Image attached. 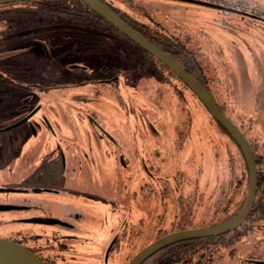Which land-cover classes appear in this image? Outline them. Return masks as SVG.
Here are the masks:
<instances>
[{"label":"rangeland","instance_id":"374dc122","mask_svg":"<svg viewBox=\"0 0 264 264\" xmlns=\"http://www.w3.org/2000/svg\"><path fill=\"white\" fill-rule=\"evenodd\" d=\"M106 1L148 34H155L154 40H179L192 51L191 62L196 61L199 66L193 69L198 80L207 83L217 103L251 138V144L254 140L264 141V17L219 8L207 4L211 3L209 0ZM249 1L264 16V0ZM61 2L64 3L51 8L2 10L4 18H12V27L6 33L10 35L5 36L8 40L0 43V155L9 156L17 148L22 154L29 149V141L19 147L18 142L14 146L10 139L14 134L25 133L24 125L4 128L37 103L43 108L34 118L47 113L57 129L63 116L72 117L66 120L75 122L76 117H87L91 110L96 111L101 126L112 133L109 141L106 137L76 134L72 142L86 155L83 157L89 165L86 186L97 196L85 208L73 209L78 208L79 215L68 218L77 224L81 234L91 239L82 241L81 246L88 248L82 253V263L99 264L111 235L120 233L124 227L125 236L109 254L106 264H127L140 249L164 232L181 229L184 222L192 223L193 227L211 225L233 212L244 191H248L249 174L245 157L232 135L192 89L164 64L155 62L145 49L107 20L80 14L77 10L82 6L81 0ZM75 4L77 8L73 7ZM8 23L0 22V27ZM55 30L71 32L73 38L98 39L94 40L96 44L87 45L89 49L84 54L82 50L77 54L73 49L65 51V45L47 46L44 36ZM63 34L59 32L61 37ZM107 43L113 46L109 57L123 69V77L130 75L129 83L125 79L111 97L88 94L86 102L73 98L82 89L66 88L62 90L67 96L63 100L58 92L33 93L21 86L25 77L33 80V72L52 59L67 72L72 63L88 61L94 66L98 60L93 56L100 55L101 45ZM173 48L185 63H191L189 55ZM27 59L38 63H28ZM21 60L26 62L25 66ZM135 70L143 72V76L134 79ZM100 84L98 88L103 91L104 85ZM66 100L72 109L64 110L66 114H63L61 104ZM126 106L131 114L129 118L124 116ZM68 125H62L61 131L73 134L79 131V127L73 129ZM82 128L89 129L88 125ZM94 129L103 131L98 126ZM48 143L43 149H50ZM2 173L3 168L0 186H11L1 181ZM26 198L27 193L0 191V201L7 204H25ZM59 203L54 208L57 214L63 215L65 207L70 210L66 202ZM30 215L31 211L27 210L0 209V234L31 229L33 224L16 220L28 219ZM255 222L250 220L241 228L245 235L231 248L220 249L221 258L216 264L264 262V219L263 228L253 231Z\"/></svg>","mask_w":264,"mask_h":264},{"label":"flooded vegetation","instance_id":"af4514ba","mask_svg":"<svg viewBox=\"0 0 264 264\" xmlns=\"http://www.w3.org/2000/svg\"><path fill=\"white\" fill-rule=\"evenodd\" d=\"M220 7L240 12L242 14H254L256 16H259V18L261 19L264 17L261 13H251L238 8L222 6ZM6 27V25L4 27H0V43H2L3 40L7 39V37L3 36V29H6ZM59 32H64L62 37L59 35ZM5 33H7V31ZM146 35L158 45H163L162 38H158V40L156 41L152 38L153 36H155V34L151 36L147 33ZM97 39L98 38L85 39L79 36L73 38L71 32L63 30L50 31L48 34L46 33V36H44V40L47 42L48 47L62 48L63 45H65L67 47L65 48V51L66 49H73L75 52H77V54L81 53V50L84 54L85 51H88V46L93 45L94 40ZM101 47L102 53L100 55L93 56V58L96 57L98 60V62L94 66L92 64H89L88 61L82 63H72L69 66V72H67L65 69L57 65V61L55 59H52L51 62L48 61L47 63H45L41 68L38 69V71L33 72V80H31L29 76L25 77V80L23 79L24 84L21 86L28 88V90L33 93L37 92L44 94L48 91L58 92L61 94V98H63V100L67 98V96L64 95L66 93L62 91L66 88L82 89L79 96L73 97L81 101L85 100L86 102H88V94H94L97 97L98 94L101 93L106 97H111V93H113V90L117 89L122 82H125V79L130 77V75H126L125 77H123V69H120V67H118L117 65V62L109 57V55L111 56L113 54L110 50L113 48L112 45L107 43V46H104L102 44ZM172 51H175L174 48H172ZM147 53L155 62H161L154 55L150 54L149 52ZM69 54L71 55L72 53ZM171 55L173 56V54ZM27 60L28 63H38L37 60ZM126 60L128 61V57L126 58ZM120 62L125 61L120 60ZM21 63L22 66H25L26 62L22 61ZM11 66H16V64H13ZM56 70L58 71V73L55 72ZM94 70L95 72H93ZM168 70L174 73L176 78H180L170 68ZM143 74V72L135 70L133 78L136 79V77H141L143 76ZM1 77L2 73L0 71V78ZM180 80L185 85H187L181 78ZM126 82L129 83V79H127ZM99 83H101L100 85H104L105 89L103 91L98 88ZM8 88L10 89V86H8ZM14 88H16V86L12 87V89ZM122 99V96L119 95V100ZM66 102L67 100L64 101V103ZM64 103L63 105L61 104V112H63V114H66L64 110H69L71 112V103L68 102L69 106L66 105L68 103ZM42 108V104L37 103L33 108L24 113L17 121L21 120L27 114L35 110V112L26 121L15 126L17 127L24 125L26 132L14 134L13 137L10 138L13 145H16V143L18 142L19 147H22L23 145H25L26 141H29V149L22 152V154H19L20 151L17 148L15 152L11 153V155L9 156L0 155L1 170L3 168V178L1 179V181H4L7 185H11L5 187L12 188V186H14V189H16L15 192L21 194L27 193V198L25 199L27 202L25 204H7L0 201V209L3 210V208L7 209L9 207H12V209L15 210L31 211L32 215H30L28 219H26V217H20L16 220L19 222H29L33 225L32 228L27 231L17 229L12 235L0 234V236L24 244L34 253H36V255L39 256L46 264H83L81 260V258L83 257L82 253H85L88 248L85 246H81V244L82 241L87 242L91 239H87L84 236L86 234H81L77 224H75L73 220H69L68 218L71 219L72 216L79 215L78 208L76 211H74L73 209L79 206L80 209L85 208V206L88 205V201L94 200L93 197L97 196H95L94 192H91L90 188L86 186V184L89 183V176L87 177V179L85 177L87 172H89V165L85 164L83 158L86 157V155L83 154L81 149L76 147L75 143H72L75 140L73 136L76 134H85L94 138L106 137L109 141V137H111L112 133L108 132L101 126L100 122L96 119L95 110H91V114L87 117L83 115L76 117L77 120L75 122H73L72 120H66L67 118L71 119L72 117H67V115L63 116L60 122L57 123L59 129L58 131L57 127L52 123L47 113L43 116L34 118L35 115H37L42 110ZM76 109H78V105L76 106ZM84 113L85 112L82 111V114ZM124 116L125 118L131 117L128 106H126ZM134 116L138 117V115ZM64 124H69L68 126L73 129L79 127V131L74 134L71 132H62L61 126ZM83 125H88L89 129L86 130L82 128ZM96 126L102 128L103 131L98 132L97 129H94V127ZM46 141H50V143L47 144V146L50 147V149L48 150L43 149ZM67 141H70V143H67ZM53 142H55V144ZM41 151L42 153H40ZM144 166L148 168L146 164H144ZM13 167H15L16 170H12L11 168ZM59 202H66L67 204H69L70 210L65 207V209L63 210V215L57 214L54 211V208L56 204H60ZM180 225L182 226L180 227L181 229L193 227V224L188 221ZM206 225H209V223H207ZM178 226L176 227L177 229H179ZM126 231L127 230L124 227L120 231V233L111 235L106 246L103 259L101 260V262H99V264L108 263L109 254L114 251L116 247H119L120 239L125 236ZM164 233L166 234V232ZM255 263L264 264V262L260 263L257 261H255Z\"/></svg>","mask_w":264,"mask_h":264},{"label":"water","instance_id":"95a60500","mask_svg":"<svg viewBox=\"0 0 264 264\" xmlns=\"http://www.w3.org/2000/svg\"><path fill=\"white\" fill-rule=\"evenodd\" d=\"M18 1L24 0H0V4ZM82 1L85 2L95 12L99 13L107 21H109L118 30L124 33L128 38H130L150 54L154 55L184 81L197 94V96L209 110L211 115L236 140L239 147L241 148L248 167V191L246 194L244 205L238 213L219 223H214L206 226L183 228L163 234L162 236L156 238L151 243L140 249L135 255H133V257L127 264H142L150 255L170 243L183 239L220 235L235 230L236 228L241 226L249 217L256 202L259 178L258 166L254 157V151L244 131L224 112V110L215 100L214 96L211 94L209 88L195 76H193L183 63L172 56L160 45L155 43L138 28L125 20L122 15L108 2H106L105 0ZM206 3L221 8L218 5L209 2ZM34 112L35 110L27 114L21 120L6 126L4 129H10L15 127L16 125L21 124L22 122L26 121ZM15 190L16 189L11 187H0V191L8 192ZM0 264L46 263L24 244L0 236Z\"/></svg>","mask_w":264,"mask_h":264},{"label":"trees","instance_id":"16d2710c","mask_svg":"<svg viewBox=\"0 0 264 264\" xmlns=\"http://www.w3.org/2000/svg\"><path fill=\"white\" fill-rule=\"evenodd\" d=\"M198 1H203V0H198ZM81 2H82V6L79 10H77L79 11L80 14L83 15L86 13L89 16L93 14L99 19H103L104 21H106V19L102 17L99 13L93 11L91 8H88L87 5L82 0ZM63 3L64 2H61V0L58 1L57 0H24V1L12 2V3H3L0 4V22L8 21L9 23H11L12 21L11 17L10 18L3 17L2 12L4 11V9H8V10L17 9L19 11L20 9L51 8V6H54L56 4H63ZM73 7L77 8L78 6L75 4ZM114 8L130 24L141 30L143 33L147 34V31H145L142 27L137 25L134 21L130 20L129 18L125 17L116 7ZM246 15L259 18V16H256L254 14H246ZM10 25L11 24L6 25L7 30L6 29L3 30L9 32V29L12 27ZM87 26L92 27L93 25L91 23H87ZM9 35L10 34L3 33L4 37ZM162 41H163L162 42L163 45H161L163 46L162 48L173 54L174 57H176L180 62L186 65V68L189 70V72H191V74H193V76L200 79L199 76L196 75L195 71L193 70L199 66L196 61L191 62V60H193V58L191 57L192 51L190 50L188 51L187 48L182 43H179V40L170 38V39H163ZM173 47L176 48V51L178 52L181 51L187 56L189 55V57H191V59L189 60L191 63L188 64L187 61L185 63L183 59L177 56L176 53L172 51ZM205 84L207 85V83ZM213 96L215 95L213 94ZM219 105L221 106L222 109H224L220 103ZM251 146L254 151L255 160L257 162L259 178H258V190L256 194V202L247 220L235 230L229 231L224 234L183 239L180 241L170 243L160 248L152 255H150L142 264H216L217 259L221 258V254H219L220 249L231 248L237 241H239L243 237V235H245V231H242L243 229L241 228L245 226L246 223H248L250 220L256 221L252 226L253 231L259 230V228L261 229L263 228V223L261 224V221L262 219H264V141L257 142L254 140ZM246 193L247 191L245 190L241 202L237 205V207L233 212L227 214L225 217H222L219 220L214 221L213 223H219L238 213L244 205L246 199Z\"/></svg>","mask_w":264,"mask_h":264},{"label":"built area","instance_id":"2783aa9c","mask_svg":"<svg viewBox=\"0 0 264 264\" xmlns=\"http://www.w3.org/2000/svg\"><path fill=\"white\" fill-rule=\"evenodd\" d=\"M212 4L222 6L238 8L251 13H258L259 8L253 2L249 0H209Z\"/></svg>","mask_w":264,"mask_h":264}]
</instances>
